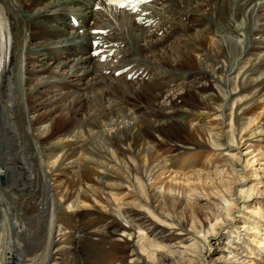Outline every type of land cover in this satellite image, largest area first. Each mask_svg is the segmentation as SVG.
<instances>
[{"label": "bare ground", "instance_id": "6f19581e", "mask_svg": "<svg viewBox=\"0 0 264 264\" xmlns=\"http://www.w3.org/2000/svg\"><path fill=\"white\" fill-rule=\"evenodd\" d=\"M140 11L136 22L99 0H0V50L5 22L11 36L2 264H264V0H152ZM93 39L114 49L104 62ZM111 93L96 116L75 118L76 104ZM122 153L138 175L125 174ZM199 158L206 169L194 174L167 165Z\"/></svg>", "mask_w": 264, "mask_h": 264}, {"label": "rangeland", "instance_id": "374dc122", "mask_svg": "<svg viewBox=\"0 0 264 264\" xmlns=\"http://www.w3.org/2000/svg\"><path fill=\"white\" fill-rule=\"evenodd\" d=\"M80 30V29H79ZM83 31V30H82ZM79 33H80V31H79ZM83 33V32H82ZM164 33V32H163ZM81 34V33H80ZM192 35V37L194 38H196V37H198L199 36V32H195V33H193V34H191ZM158 37H161L162 36V31L160 32H158V35H157ZM255 36V35H254ZM257 38H258V36H257ZM213 40V38H211V39H209L208 41L210 42V43H212V44H215V42L214 41H212ZM224 44H226L227 45V42L225 41L224 42ZM173 48H175V49H179V47H173ZM227 48V50H229L231 47H226ZM193 56V58L195 57V54H193L192 55ZM158 57V56H157ZM138 58H139V60L141 59V62L143 63V66H146V64L148 63H151V65L148 67V68H152L153 70H155V72L158 70V71H162V72H166V70L168 69L167 67H165V66H162V65H160L158 62H156V61H153V59L150 61V60H146L145 58H143V57H140V56H138ZM156 59V58H155ZM149 61V62H148ZM156 63V65H155V63ZM173 63V62H172ZM147 64V65H148ZM159 67V68H158ZM163 67V68H162ZM124 75V74H123ZM122 76V75H121ZM117 77V76H116ZM126 81H128V82H131L129 85L130 86H132L131 87V89H133V90H137L138 88H139V84L140 83H134V81H136V79L134 80V79H130V80H128L127 79V76L124 78ZM119 84V83H118ZM77 87L79 86V84H77L76 85ZM138 87V88H137ZM123 90H125V89H123ZM57 93H59V94H57ZM119 93V95L121 94L120 93V91L118 92ZM122 93H123V91H122ZM52 94H53V96H55L56 94V96H55V99H58V98H60V96H61V93L60 92H57V91H54V92H52ZM114 95V93H111V94H109L108 95V98H110V99H102V100H100V101H98V99L95 97V98H92L91 100L93 101V102H88V101H84V103L81 105V107H80V104H76L75 105V109L76 110H78V108H80L79 110V112L76 114V116H75V118H77V120H80L82 123L83 122H85L88 118H90V117H93V116H96V114H97V112H98V110H99V108H104L105 106H108V102H111V101H108V100H116L117 101V97H114L113 96ZM114 97V98H113ZM142 97V96H141ZM141 99H143V97L141 98ZM143 101V100H142ZM87 103V104H86ZM86 104V105H85ZM88 108V109H86V108ZM56 115H57V117L55 118V120H60V116H59V113L58 112H56L55 113ZM142 118H146V116H142ZM64 125H66L67 126V124L66 123H64ZM251 127V126H250ZM95 136H97V135H95ZM94 135H93V138L95 137ZM98 137V138H97ZM97 137H95V139H92V145L93 146H95L96 148L98 147V148H100V149H103L104 147H105V145H104V143H103V141H102V139H100V136H97ZM96 139H98V141L96 140ZM100 139V140H99ZM96 140V141H95ZM95 144H97V145H95ZM163 147H166V144L163 146ZM122 154L124 155V156H122ZM122 154H119V155H116V160L119 162V164L121 165V167L123 166V164H124V166H123V170L125 171V174H129V175H138L137 174V172H135V170L133 169V168H135V167H137V161H134L133 160V162H132V160H130L131 159V157L127 154V153H122ZM121 155V156H120ZM127 155V157H128V160L126 159L127 157H125ZM80 156H81V154H80ZM117 156H118V158H117ZM120 156V157H119ZM125 157V158H124ZM122 159V160H121ZM199 160H200V158L197 160V162L196 163H198L199 165L198 166H195V167H186L184 164H185V162H178V163H176V161H171V162H169L167 165H169V169L170 170H176V172H179V174L180 173H190V172H193V174L194 173H196L195 172V168L196 169H206L205 168V166L203 165V164H200V162H199ZM129 161V162H128ZM121 162V163H120ZM130 162H132V163H134V164H131ZM175 162V163H174ZM123 163V164H122ZM129 165H128V164ZM127 165V166H126ZM132 165H134V167L132 166ZM131 167V168H130ZM136 169V168H135ZM208 171H209V168L207 169ZM204 170H202V172H203ZM185 176H187V175H185ZM122 183V182H121ZM139 184H141V187H144V183L142 182V180L140 179L139 180ZM143 190H144V188H143ZM128 199H129V197H128ZM5 209L3 208L2 209V211H4ZM157 216V214H156V212H154V211H152L151 212V215H154V214ZM3 214H4V216L6 215V213H5V211L3 212ZM6 221V222H5ZM8 219H5L4 220V229L6 230L7 229V225H8ZM6 226V227H5ZM3 229V230H4ZM2 231V234H6V231ZM119 250H120V248H119ZM0 264H2V261H0Z\"/></svg>", "mask_w": 264, "mask_h": 264}]
</instances>
